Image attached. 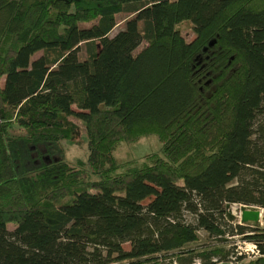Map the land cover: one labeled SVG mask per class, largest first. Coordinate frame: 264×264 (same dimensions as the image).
Instances as JSON below:
<instances>
[{"label": "trees", "instance_id": "16d2710c", "mask_svg": "<svg viewBox=\"0 0 264 264\" xmlns=\"http://www.w3.org/2000/svg\"><path fill=\"white\" fill-rule=\"evenodd\" d=\"M230 204L264 209V0H0V264H264Z\"/></svg>", "mask_w": 264, "mask_h": 264}, {"label": "rangeland", "instance_id": "374dc122", "mask_svg": "<svg viewBox=\"0 0 264 264\" xmlns=\"http://www.w3.org/2000/svg\"><path fill=\"white\" fill-rule=\"evenodd\" d=\"M120 25H121V21L119 20L117 25H115L112 28L109 35H113L119 29ZM178 28L180 30L181 36L185 40H189L192 38V33H191V29L189 27L188 22L180 23ZM143 44L144 43L142 42L137 47V50L140 47H142ZM75 122L80 128L78 139H77L78 143L71 144L69 142H64V141L61 142L64 160L71 165H75L77 160L83 161L87 153L85 142L83 141L84 135H83V131L81 128L82 126L79 121H75ZM149 153H157V154L160 153V143L155 135L141 136L135 142H132V143L119 142L116 148L114 149V151L112 152L115 162H124L128 160H139L145 154H149ZM55 157H56L55 155H52L51 158L54 159ZM43 158L47 159L48 155L42 157V159ZM242 206L243 205H237V204L228 205L226 210L230 213V215L233 216V220L228 221L227 219H224V222H227L228 224H232V225L234 223H241L239 213L242 209ZM244 207L249 208V209L257 208V207H247V206H244ZM258 209H259V219L257 222H254L253 224H257V226L259 227H264V209L263 208H258ZM184 220L187 222H191L192 217L188 214H184ZM8 227L10 228L11 226H8ZM199 236L202 237V232H199ZM230 240H233V241H228L227 243H224L223 246L225 249H229L231 251H232V248H234L236 245L242 246L243 243H248L247 241H242L237 236H233V239H230ZM122 246L124 249L128 248L127 243H123ZM248 260H251V259H243L241 260V262H246ZM169 262L170 260L167 257L161 258L159 260L160 264H169Z\"/></svg>", "mask_w": 264, "mask_h": 264}, {"label": "built area", "instance_id": "2783aa9c", "mask_svg": "<svg viewBox=\"0 0 264 264\" xmlns=\"http://www.w3.org/2000/svg\"><path fill=\"white\" fill-rule=\"evenodd\" d=\"M245 209H249L246 208L244 206H242ZM242 241H246V240H242ZM248 243H243L242 246L241 245H236L234 248H232V251L230 250L229 254L226 256V258H224L225 260H221L224 261L226 263L231 264L232 262H236V258L240 257V261L243 259H253L255 257L259 256V252L258 249L256 247V245L253 242L247 241ZM221 261H217V257H212L210 259V262L208 264H213V263H220ZM169 264H176L175 260H171L169 262ZM190 264H201V261L197 258L192 259V261L190 262Z\"/></svg>", "mask_w": 264, "mask_h": 264}, {"label": "water", "instance_id": "95a60500", "mask_svg": "<svg viewBox=\"0 0 264 264\" xmlns=\"http://www.w3.org/2000/svg\"><path fill=\"white\" fill-rule=\"evenodd\" d=\"M240 222H250L254 223L257 222L259 219V209H245L242 207L240 213Z\"/></svg>", "mask_w": 264, "mask_h": 264}]
</instances>
